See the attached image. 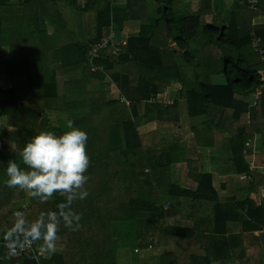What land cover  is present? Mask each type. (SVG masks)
<instances>
[{
  "label": "trees",
  "instance_id": "1",
  "mask_svg": "<svg viewBox=\"0 0 264 264\" xmlns=\"http://www.w3.org/2000/svg\"><path fill=\"white\" fill-rule=\"evenodd\" d=\"M147 1L143 0L140 9L137 0H86L84 5L81 0H0V75L12 82L11 87H0V124L4 117L8 124L6 128L0 125V240L14 223L16 211L31 222L41 212L56 211L64 200L54 194L42 201L6 187L7 161L19 162L24 144L33 135L45 130L64 132L50 115H62L88 133L90 166L84 187L89 195L73 204L81 215L80 226L73 231L60 223L57 251L44 264H119V251L151 245L164 250L156 264H226L249 234L260 242L253 233L264 230V200L255 194L264 187V175L250 168L246 155L253 151L257 135H261V144L256 148H264V89L256 105L250 102L251 95L264 85L259 72L264 61H257L253 47V40L261 37L264 48V23L241 36L236 16L226 17L224 4L213 5L212 0H204L199 11L185 16L177 10L182 0H151L158 18L147 19L143 15ZM62 2L75 6L79 14L78 31L65 45L56 28L54 35L47 29L62 15ZM235 3L249 7L248 0ZM254 8L255 17L264 16V0H257ZM86 11L96 13V35L90 41H83L82 35L87 27ZM207 15L212 16L210 22ZM130 19L142 20L139 35L130 36L121 52L114 53L109 46L99 58L91 59L90 46L100 43L112 28L120 33ZM61 27L68 29V22ZM169 41L178 45L184 61L188 62L184 53L190 55L196 66L194 77L188 78L171 61L175 48L169 49V57L168 50L160 48ZM94 66L104 70H92ZM58 67L78 72L66 86L87 96L60 94ZM111 82L120 94L108 98ZM174 83L181 87L172 104L154 101L167 88L174 89ZM182 99L187 101L190 118L210 117L190 136L193 153L212 143L214 126L230 135L229 172H246L251 178L245 200L222 204L213 173L202 172L200 161L191 157L189 149L171 144L158 151L150 140L142 139L139 127L162 119ZM182 162L200 175L196 189L178 185L169 177L170 165ZM114 165H118L116 170ZM181 198L196 202L191 212L179 214L177 205H170L180 203ZM21 201H27L26 207L17 209L15 204ZM201 202L213 204L210 214L203 215ZM167 203L170 210L165 208ZM167 216L187 218L193 225H167ZM149 235H154L150 242ZM0 264L37 263L30 254L13 257L3 251Z\"/></svg>",
  "mask_w": 264,
  "mask_h": 264
},
{
  "label": "clouds",
  "instance_id": "2",
  "mask_svg": "<svg viewBox=\"0 0 264 264\" xmlns=\"http://www.w3.org/2000/svg\"><path fill=\"white\" fill-rule=\"evenodd\" d=\"M67 131H41L26 142L20 161H7L4 185L24 191L29 197L42 201L61 194L64 200L56 211L41 212L29 222L22 211H16L15 221L2 235L12 254L16 250L39 242V249L48 255L57 251L59 225L73 231L80 226L81 215L73 210L76 201L85 200L90 156L86 150L88 133L69 120Z\"/></svg>",
  "mask_w": 264,
  "mask_h": 264
},
{
  "label": "crops",
  "instance_id": "3",
  "mask_svg": "<svg viewBox=\"0 0 264 264\" xmlns=\"http://www.w3.org/2000/svg\"><path fill=\"white\" fill-rule=\"evenodd\" d=\"M85 1L86 0H81V2H82L81 4L84 5L85 4ZM192 1L195 2V0H192ZM221 2L226 7V10H225L226 17L232 16V15H235L236 16V19L238 21L239 32H240V35L241 36H244L247 32H253L254 31V25L264 23V16L255 17V9L256 8H253V7L251 8L250 6L249 7L248 6L247 7H243L242 5L241 6L239 5V6L236 7L235 0H212L213 5L214 4H217V3H221ZM141 3L142 2H140V0L139 1L137 0L136 5L138 6V8H141L142 7V4ZM203 3H204V0L202 1V4L197 8L198 11L203 6ZM61 7H62V9H60V12L59 13H60V15L62 14L63 17H61L62 16L61 15L59 17L54 18V21H52V23H49V25L54 24V26L53 27L52 26H49L47 29H48V34L49 35H54L55 33L53 32V28L54 29L56 28L58 30V35L60 36V39L62 40V42L65 45V44H68L69 43V42H67L68 40H71L72 39L73 32L78 31L77 28L79 27L78 26L79 23L76 20V17H77V15L79 16V14H77V9H76L75 6L74 7H71L68 4H66V2H62L61 3ZM148 8H150V10L155 9V11H156V3L154 1H151V0H148L145 3V9H144L143 15L146 16V14H147V16L150 15V17H152L151 16V11ZM148 11H150V12H148ZM87 13H88V11L85 12L86 15H87ZM92 13L93 12H91V14ZM252 14H253V16H252ZM11 15H13V14H11ZM0 16H2V11L1 10H0ZM205 19H206L207 22H210L212 20V16L211 15H207L205 17ZM139 20H141V19H130V20L125 21L124 24H123V28L120 31V33H118V31H117L118 35H120V37H123V38H126V39H128L132 35L138 36L139 33H140V30H141V26H142V20L141 21H139ZM66 21L69 24V28L68 29H63L61 27V25L67 24ZM86 25H87L86 28H90V22L88 23V20L86 21ZM92 28L94 30H90V31L88 30L86 32V29H85V34H82V35H85L86 36V40L85 41H90L92 38L95 37V35H96L95 34L96 33V21L95 22H92ZM131 31H133V33H131ZM70 36H71V39H70ZM81 37H84V36H81ZM257 38H260L261 39V37H257ZM83 41H84V39H83ZM162 41L164 42V40H162ZM165 43H163L161 46L159 45L160 48L168 50L167 51L168 52V57L170 55L169 54L170 53V50L169 49L175 48V53L176 54H174L175 56H174V58L171 61H173L174 64H177V66L179 65L181 67L182 72H184V65H185V63H184V60H183L182 57H181V59L183 61L182 62L179 61L180 60L179 57L181 55L178 54L179 53V51L177 49L178 45L176 43L171 42V41H169L166 44ZM165 45H167V46H165ZM37 49H39V48H37ZM256 59H257V61H260V60L264 61L263 58H262V56L259 53H258V58H256ZM55 65L57 66V64H55ZM259 72L260 73L261 72H264V69H260ZM76 73H78V72H74V71H72V72H64L60 68L57 70V74H58V76H57L58 86H59V74H61L65 78L63 80L64 81V83H63V88L64 89H63V92H60V90H59V93L60 94H78L77 93L78 90H72V89H69L70 87L66 86V83L70 80V78L73 75H76ZM187 77L190 78L189 75H187ZM177 85H179V86H177ZM11 86H12L11 80L8 77H6V76L0 75V87L8 88V87H11ZM174 86H175L174 89H173V87H171L170 88V91H168V89H167L165 92L160 93L158 95V97H157L158 99H156L154 101L155 102H166V103L172 104L173 100L176 99V93L178 92L177 87L180 88L181 87V84L180 83H174ZM263 89H264V85L262 86V88H258V90L253 95H251L250 102H251V104L253 106L256 105L257 102L260 101V98L263 97V94H262V90ZM179 112L182 114L183 119L185 118V120H187L188 123H190L191 120L205 119L206 121H208L210 119V117H208V116H201V117H196V118H190V116L188 115V105H187V101L184 100V99H182V100H179L178 105H177V107H176L175 110L168 111L163 116L162 119L155 120V122L156 123L158 122V125L159 124H162V125H159V126H167V124H163V123L164 122L170 123L172 120L179 121V119H178L179 117L182 119L181 115L179 116ZM53 115L55 116V114H53ZM56 115H58V114H56ZM152 122H154V121H152ZM148 123H150V122H148ZM216 123H217V121H216ZM146 124L147 123L142 124L139 127V130H141L142 128H145ZM0 125H2L5 128L8 127L7 118L6 117L3 118V120L1 121V124ZM183 125H185V124H183ZM193 128H194V126H193ZM214 128H215V126H214ZM217 132L224 134L225 135L224 137H229L230 138V135H228L227 133H225L224 131H222V129H219ZM192 134L190 133V134L187 135L188 136L187 140L189 139V141H190V136H192ZM211 136H212V138H210ZM211 136L209 138L211 139V141H213V135H211ZM182 137H183V135H182ZM142 139H144L145 141L146 140L147 141L150 140L151 143H153L152 138L150 139V137H148L146 135L142 136ZM260 140H261V135H257L256 136V139H255V142H254L253 151L251 153L248 152V154L246 155V160H247L248 165L250 166V168L254 172H258V173L264 175V148L263 149L256 148V145L257 144H261ZM165 144L166 145H171V144L172 145H180L181 147H183V143L176 142V141L175 142H172V140L166 141ZM211 144L206 145L205 147L199 148L198 149V152L200 150H204V149H206V150H209L210 149V150H213L214 151L217 148V144H215V142L213 143V145H211ZM229 144H230V139H229ZM247 146H250V143H248ZM183 148H185V147H183ZM231 152H232V154H231L230 158L227 160V162L225 160V157L220 158V160H218L217 171H215V172H217L218 175H216L215 172L212 171V170H210V171H204V172H211V173H213V175H214V184H215L216 189H217V186H216V176L219 177V181L220 182H223L221 184V188H220V190H222V192L217 189L218 194H219V197H220V202L222 204H228L231 201H234V202L243 201V200H245L247 198V196H249V193H250L249 192V188H250V184H251V178H250V176L246 172H244V173H236V174L230 173L231 171H230L229 165H230V160L233 157V150ZM196 158H198V157H196ZM198 160L200 161L199 164H200V168H201L202 167L201 164H203V158H198ZM158 161H161V160L158 159ZM214 161H215L214 159L212 161L209 160L208 163L211 164ZM185 165H187L186 162H184V163L183 162L182 163H172L170 165L171 175L169 174V177H171V179H172V181L174 183L178 184V182L181 179H179L178 176H174V175H175L176 171H179V172L182 171L184 173L185 168H186V172L185 173L187 175L191 176V178L187 177L185 179V181L187 182V184L188 183L191 184V186H184L182 184L181 185L183 187H185V188L196 189L198 187L197 179L193 178V175H191L192 172H190L189 169H188V165L187 166H185ZM193 174H195V173H193ZM178 179H179V181H178ZM255 196L258 199L264 200V187L261 188V193L260 194H255ZM190 201H191V199L181 198L180 203L175 202L174 204L177 205V208L178 209L183 210L184 213H189V212H191L193 206L196 204V202L195 203H192ZM20 203H23V201L15 204V207L17 209L20 208V207L21 208H24V206H21ZM208 204H210V203H208V202H201L200 203V206H202V205H205L206 206ZM186 224L188 226H190L193 223L190 222V221H186ZM1 242H4L3 239L0 240V243ZM161 250H163V249H161ZM3 251H7V250H3L0 247V255H1V253ZM122 255L123 254H121L120 257ZM12 256L13 257H18V256H14V255H12ZM51 256H52V254L51 255H48V259L51 258ZM118 263L119 264H124V261H121L120 259H118Z\"/></svg>",
  "mask_w": 264,
  "mask_h": 264
},
{
  "label": "rangeland",
  "instance_id": "4",
  "mask_svg": "<svg viewBox=\"0 0 264 264\" xmlns=\"http://www.w3.org/2000/svg\"><path fill=\"white\" fill-rule=\"evenodd\" d=\"M202 1L203 0H195V2L192 1V0L191 1L190 0H182L177 5V10L180 11V15H182V16H185V15L191 13V12L192 13L197 12L198 11L197 8L202 4ZM140 2H143V0L140 1ZM148 9L150 10V8H148ZM150 11H151V16L152 17H150V15L147 16V14H146L147 19L158 18L157 10L155 11V9H152ZM150 11H148V12H150ZM91 12H93V11H88L87 15L86 14L84 15L85 21H87V20L90 21V28H85L86 32L88 30L89 31L90 30H94L92 28V22L96 21V13L93 12L91 14ZM252 16H253V14H252ZM139 21H141V20H139ZM131 33H133V31H131ZM83 39L86 40V36ZM184 54L186 56V57L184 56V59H188V62L184 61V63H185V65H184V73L186 75H189L190 78H192V77H194L196 66L192 63V58L190 57V55H186V53H184ZM179 58H180L179 61L182 62L183 60L181 59V56ZM54 67H56L55 64H54ZM58 69H59V67L57 68V70ZM64 79H65L64 76L59 74V86H58V88H59L60 92H63V89H64L63 88V83H64L63 80ZM177 86H179V85H177ZM167 89H168V91H170V87L167 88ZM177 89H178V87H177ZM108 91H109L108 92V96H107L108 98H112V97L117 96V94H120V92H119V90L117 88V85L115 83H113V82H111ZM77 93H79V92L77 91ZM85 96H87V95L84 94V93H79L77 95V98H84ZM150 102H152V101H150ZM151 105L154 106V104H151ZM180 115H181L182 119L179 117L178 118L179 121L172 120L170 123H168V122H164L163 123V124H167V126H159V125H162V124L158 125V122L156 123L155 121L147 123L145 128H142L139 132L141 133V136L146 135V136L150 137V139L152 138L153 143H150V145H151L152 148H154V149L156 148V150H158V151H160L161 148H163V146L166 145L165 144L166 141L172 140V142H175V141L176 142H181V143H183V147H185V148L190 150L189 153L192 154L191 157L203 158V164H201L202 167L200 169L202 172L210 171V170H212L214 172L217 171L218 160H220V158L225 157V160L227 162V160L230 158V156L232 154V152H231L232 149H231L230 144H229V139L230 138L229 137H224L225 135L222 134V133H218L217 131L219 129H217V127H215L214 128L215 131L211 132V135H213V141H212L211 145H213V143L215 142V144H217V148L214 151L210 150V149L209 150L204 149V150H200L199 152L197 151L196 153H193V149L191 148L193 139L191 137L190 141H189V139L187 140V138H188L187 135L190 134V133L192 134L194 132V128H200L202 125L206 124L207 121L205 119H198V120H191L190 123H188V121L185 120V118L183 119L182 114L179 112V116ZM49 117L52 119L53 123L60 124L63 127L64 132L67 131V127H66L67 126V122H68L67 118H64L62 115H56V114H55V116L54 115H50ZM183 124H185V125H183ZM193 126H194V128H193ZM209 133H210V131H209ZM182 135H183V137H182ZM207 136L206 137L209 138L208 134H207ZM213 159L215 160L213 163H211V164L208 163L209 160L212 161ZM185 166H187V165H185ZM117 167H118V165H114L113 169L116 170ZM229 168H230V165H229ZM185 172H186V168H185L184 173L182 171L181 172L176 171L174 176H178L179 179H181L180 181L178 179V181H179L178 184L179 185L182 184L184 186H191V184H189V183L187 184V182L185 181V179L187 177L191 178V176L187 175ZM215 174L218 175L217 172H215ZM191 175H193V178L197 179V182L199 183L198 179H200V175L193 174V173ZM129 176L132 177L133 175L129 174ZM136 179H141V177L136 178ZM222 183L223 182L219 181V177L216 176V186H217L218 190H220ZM220 191L222 192V190H220ZM190 202L195 203V201H193V200H191ZM20 204H21V206L26 207L27 201L26 202L23 201V203H20ZM169 204L167 203V205L165 207L166 210H170V208L167 209ZM173 204L174 203H172L170 205L173 206ZM174 207H175V204H174ZM211 207H212L211 203L206 205V206L202 205L200 207V209H202L201 212L203 213V215L210 214L211 213ZM176 210L180 211V212H178L179 214H181V212H182V214H184L183 210L178 209V208H176ZM185 220L186 221H190L187 218L184 219L181 216H177V217H171V216L169 217V216H167L164 219V222L167 225L179 226V227H188V225L186 224ZM190 222H192V221H190ZM192 225H190V226H192ZM152 233L153 232H151V234ZM256 233L257 232H255L253 234L256 235ZM153 236L154 235L147 236L148 242H150L153 239ZM152 246H154V245H151L150 247L147 246V247H144V248L136 247V249L133 250V251H132V249H127V250H124V251L121 250V251H119L120 252L119 255L121 253L123 255L120 258L119 257L118 258L121 261H124V264H134V263L135 264H156V263H158V261L160 259L161 253H164V250H161L158 247L155 248V247H152ZM244 250H245V253H243V255H241V252L244 251ZM195 253H204V251H195ZM232 255H233V260L227 262L226 264H264V246L261 244V242L254 241V239L252 238V236L250 234H249V237L244 240V244L242 246H240V248H237V249L232 251ZM135 256H136V259H137L136 262L134 261V257ZM216 264H222V263L221 262H217Z\"/></svg>",
  "mask_w": 264,
  "mask_h": 264
},
{
  "label": "built area",
  "instance_id": "5",
  "mask_svg": "<svg viewBox=\"0 0 264 264\" xmlns=\"http://www.w3.org/2000/svg\"><path fill=\"white\" fill-rule=\"evenodd\" d=\"M256 3H257V0H248V5L250 7L254 8ZM126 44H127V39L120 37V35H118L117 31L114 28H112L110 34L107 35L100 43L93 44L90 47L88 54L91 57V59L99 58L101 53L104 50L108 49L109 46L114 47V53H119L122 51L123 46ZM253 47L255 48V51L257 53H259L264 60V48H262V46H261V39L260 38H255L253 40ZM97 69L104 70V67L103 66H94L92 68V70H97ZM260 75H261V81L264 83V72H261ZM0 247L3 250H7L8 252H10L12 254L10 248L8 247V245L5 241L0 243ZM23 254H30L31 258L33 260H35L37 264H44L43 261L48 259V254L42 253L40 251L39 245L37 243L33 244L29 247L23 248V249H18V250H16L15 254H12V255L21 256Z\"/></svg>",
  "mask_w": 264,
  "mask_h": 264
},
{
  "label": "water",
  "instance_id": "6",
  "mask_svg": "<svg viewBox=\"0 0 264 264\" xmlns=\"http://www.w3.org/2000/svg\"><path fill=\"white\" fill-rule=\"evenodd\" d=\"M256 235L259 237L261 244L264 246V230L257 232Z\"/></svg>",
  "mask_w": 264,
  "mask_h": 264
}]
</instances>
